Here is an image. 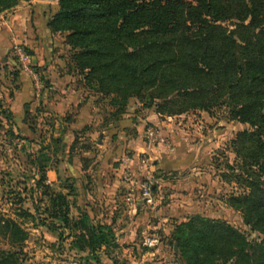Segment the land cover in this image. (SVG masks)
Returning <instances> with one entry per match:
<instances>
[{
  "label": "rangeland",
  "instance_id": "rangeland-1",
  "mask_svg": "<svg viewBox=\"0 0 264 264\" xmlns=\"http://www.w3.org/2000/svg\"><path fill=\"white\" fill-rule=\"evenodd\" d=\"M21 2L24 1L18 4ZM30 2L29 8L49 5L52 14L57 11V3ZM51 37L52 59L47 64L42 48L36 57L32 50L18 44L33 54L34 78L13 65V44L5 59L0 58V219L14 220L27 232L21 248H12L8 239L0 236V251H20L18 264H105L104 260L116 258L117 263H123L124 255L115 254L116 242L91 255L80 252L73 248V234L43 213L49 207V199L37 185L41 175L42 185L49 193L68 195L69 219H77L83 211L78 207L81 198L76 183L91 167L100 166L114 174L118 170L124 183V203L133 215L137 203H143L138 210L145 215L139 245L144 248L146 236L157 237L159 245H166V261L186 264L169 237L177 225L194 216L227 222L253 241L256 235L227 205L229 194L236 190L222 176L227 173L226 163L234 162L227 150L229 142L249 126L230 121L224 107L167 116L156 111L163 99L129 97L120 103L117 94L102 96L85 85L73 68L65 35ZM4 111L11 114L10 120L4 117ZM148 129L157 134L151 145ZM124 160H128L136 183L151 179L149 203L138 194L137 185L131 191L124 181ZM91 175L95 180L98 177L97 182L106 176ZM66 186L73 188L72 195ZM42 221L45 226L40 225ZM50 224L57 229H49ZM167 233L169 236L165 237ZM260 242L261 238L255 240ZM158 247H145L150 250L148 261L162 254Z\"/></svg>",
  "mask_w": 264,
  "mask_h": 264
},
{
  "label": "trees",
  "instance_id": "trees-1",
  "mask_svg": "<svg viewBox=\"0 0 264 264\" xmlns=\"http://www.w3.org/2000/svg\"><path fill=\"white\" fill-rule=\"evenodd\" d=\"M20 1L30 0H0V14ZM40 11L46 34L65 35L73 68L102 96L163 99L156 111L167 116L224 107L230 121L249 126L229 142L234 162L222 176L236 190L228 207L256 237L248 241L227 222L194 216L169 238L186 264H264V0H59L54 14L49 5ZM50 55L47 48L46 64ZM43 180V213L73 234L74 249L91 255L115 245L111 227L87 213L69 219L68 195L49 193ZM0 236L21 248L27 232L1 218ZM19 255L0 251V264H18Z\"/></svg>",
  "mask_w": 264,
  "mask_h": 264
},
{
  "label": "crops",
  "instance_id": "crops-1",
  "mask_svg": "<svg viewBox=\"0 0 264 264\" xmlns=\"http://www.w3.org/2000/svg\"><path fill=\"white\" fill-rule=\"evenodd\" d=\"M31 3L30 1L21 2L10 11L0 14L1 59L7 54L11 44L23 45L32 50L36 57H38V53L41 55V51H39L41 48L45 52L47 48L52 50V37L46 34V30L42 27L44 17L41 15L40 7L44 5H35L29 8L28 4ZM44 57L45 53H43V60ZM51 59L52 56L50 55L49 61ZM92 172L95 174L102 173L106 176L104 178L100 177L97 182L98 177L95 180L94 175H91ZM116 172L118 170L115 171V174L110 173L106 167L100 166L94 169L91 167L83 173L81 181L76 183L81 198L78 207L95 222L111 226L115 242L118 245L115 254H123L125 258V261L120 264H175L166 261L167 254L165 253L166 245L164 242L158 245L157 250H162L159 258L148 261L147 256L150 255V250L139 245V238L144 235L143 225L145 222L143 216L145 215L141 214L140 211L138 212V210H140L139 207L143 203L140 205L137 203L139 206H135L137 212L133 215L128 208V204L124 203V183ZM85 174H87V177L84 176ZM112 175H115V177L113 178ZM88 176H91V178ZM100 181L104 183L101 184ZM166 236H169V233ZM116 260L119 259L104 261L105 264H119Z\"/></svg>",
  "mask_w": 264,
  "mask_h": 264
},
{
  "label": "built area",
  "instance_id": "built-area-1",
  "mask_svg": "<svg viewBox=\"0 0 264 264\" xmlns=\"http://www.w3.org/2000/svg\"><path fill=\"white\" fill-rule=\"evenodd\" d=\"M10 58L14 62V65L22 72L31 75L34 78L32 71L30 59L26 51L20 47L18 44H13L10 48ZM148 143L151 145L152 141H155L157 134L154 130H147ZM124 169H123V179L128 183V187H131V191L137 185L138 194L141 196L146 203L150 202L151 190H152V181L150 178H146L142 183L138 184L132 178L130 173V166L128 160H124ZM159 245V239L155 236H146L143 239V246L146 248H155Z\"/></svg>",
  "mask_w": 264,
  "mask_h": 264
},
{
  "label": "water",
  "instance_id": "water-1",
  "mask_svg": "<svg viewBox=\"0 0 264 264\" xmlns=\"http://www.w3.org/2000/svg\"><path fill=\"white\" fill-rule=\"evenodd\" d=\"M36 1L46 2V3H58L59 0H36ZM174 248L177 249L175 245Z\"/></svg>",
  "mask_w": 264,
  "mask_h": 264
}]
</instances>
